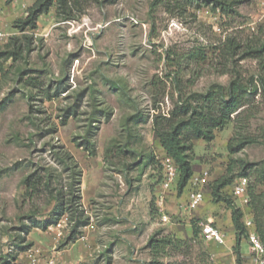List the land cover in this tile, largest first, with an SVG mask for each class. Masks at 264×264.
<instances>
[{"label":"rangeland","instance_id":"rangeland-1","mask_svg":"<svg viewBox=\"0 0 264 264\" xmlns=\"http://www.w3.org/2000/svg\"><path fill=\"white\" fill-rule=\"evenodd\" d=\"M37 1L0 0V264L54 251L58 264H250L247 238L237 249L231 208L212 190L233 176L221 192L246 215L237 180L264 190L250 167L264 159L262 90L211 140L184 130L194 175L183 189L163 187L153 119L264 74V51L253 53L264 48V0H55L35 28L23 27ZM205 170V200L191 208L193 177ZM75 177L89 224L73 240L67 216L60 239L55 224L33 227L55 209L53 188L68 194ZM209 219L226 244L201 235L198 222ZM165 238L177 243L155 251L151 240Z\"/></svg>","mask_w":264,"mask_h":264},{"label":"trees","instance_id":"trees-1","mask_svg":"<svg viewBox=\"0 0 264 264\" xmlns=\"http://www.w3.org/2000/svg\"><path fill=\"white\" fill-rule=\"evenodd\" d=\"M54 1L55 0H38L36 4L29 9L26 18L18 22H20L23 27L30 26L31 28H35L39 15L48 11ZM59 2L63 5L66 4L67 0H59ZM263 51L264 48L255 50L253 53L258 57ZM12 55H17V52L12 51L8 53V56ZM259 89L262 90L264 95V74H259L256 77L253 76L248 83L243 82L240 78H234L228 86L215 85L214 89L202 95L203 99L198 100L196 103L184 101L175 107L168 116L156 115L154 117L153 126L164 154L170 155L178 166L179 177L177 182L180 189L185 188L194 175V170L190 161L192 147L189 137L184 134V130L191 127L197 137H204L211 140L213 138V129L232 120V114L236 113L238 115L240 113L239 109L244 106L245 97L258 93ZM248 142L250 141L243 140L235 148L230 145V150L232 152L237 151L243 148ZM250 167H255L258 183H264V159L261 164H251ZM250 167L247 166L245 169ZM246 174V171L243 172V175ZM232 180L233 176H224L216 181L213 186L212 194L216 199L225 200L231 208L232 222L237 230L236 247L239 249L243 236L247 238L248 235V229L244 223L246 212L236 205L227 194L221 192V189L229 185ZM51 181L52 180L47 181V187H51ZM36 183L37 180H33L32 175L25 179V184L28 189L35 190L37 188ZM79 183L78 178L76 179L75 177L70 184L68 194L63 189L53 188L55 193H57L55 195L57 202L55 209L51 212L49 218H43L41 220L34 218L32 226L46 229L50 225L60 221L63 216H67L70 223L75 221L69 240L75 239L76 236L81 233L79 228H83L89 224V217L85 215L82 209ZM249 186L248 195L250 200L247 205L248 212L251 213L256 231L264 244V190L258 192L255 186L250 185V183ZM25 229L26 232H29L31 226ZM155 241L156 240H151L155 251H159L169 243H177L166 238L158 240V242Z\"/></svg>","mask_w":264,"mask_h":264},{"label":"built area","instance_id":"built-area-1","mask_svg":"<svg viewBox=\"0 0 264 264\" xmlns=\"http://www.w3.org/2000/svg\"><path fill=\"white\" fill-rule=\"evenodd\" d=\"M161 164L164 169L163 187L169 189L176 181H178L179 171L178 166L174 159L167 154H163L160 158ZM209 177V172L205 170L203 173L193 177V188L189 193V205L191 208L200 206L205 200L204 188ZM248 186L249 179L246 176L240 177L234 188L233 192L236 196L242 198L244 204L248 205ZM164 221L168 220L166 214L162 215ZM245 226L248 229L247 241L251 249L250 264H264V244L255 228V223L251 215H245ZM67 223L62 219L53 225L55 235L58 239L62 238L65 234ZM198 227L201 235L205 240L213 242L218 245L226 244L225 233L215 224L211 219L206 221H199ZM28 264H58V257L56 251L51 255L42 256L38 253L32 252L28 254Z\"/></svg>","mask_w":264,"mask_h":264},{"label":"crops","instance_id":"crops-1","mask_svg":"<svg viewBox=\"0 0 264 264\" xmlns=\"http://www.w3.org/2000/svg\"><path fill=\"white\" fill-rule=\"evenodd\" d=\"M240 200L242 201V198L240 197ZM243 209V208H242Z\"/></svg>","mask_w":264,"mask_h":264}]
</instances>
